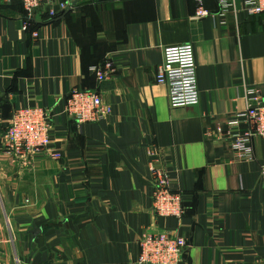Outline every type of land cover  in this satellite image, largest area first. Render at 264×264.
Instances as JSON below:
<instances>
[{
	"label": "crops",
	"instance_id": "0c3cea01",
	"mask_svg": "<svg viewBox=\"0 0 264 264\" xmlns=\"http://www.w3.org/2000/svg\"><path fill=\"white\" fill-rule=\"evenodd\" d=\"M196 18V0H71L65 17L34 14L22 0L0 5V248L4 264H140L147 232L184 237L180 264H264V141L238 161L216 129L264 104V19L243 0ZM195 48L200 104L172 108L156 83L168 46ZM110 60L99 83L91 72ZM96 91L113 108L78 126L64 112L70 93ZM39 106L54 119L51 149L28 160L4 150L14 112ZM243 126V130H247ZM214 135L209 137L208 131ZM151 166L184 195L186 215L153 211Z\"/></svg>",
	"mask_w": 264,
	"mask_h": 264
},
{
	"label": "built area",
	"instance_id": "2783aa9c",
	"mask_svg": "<svg viewBox=\"0 0 264 264\" xmlns=\"http://www.w3.org/2000/svg\"><path fill=\"white\" fill-rule=\"evenodd\" d=\"M3 0H0V5ZM197 1L196 18L202 19L211 15L205 9L203 0ZM236 0H220L223 13L229 11ZM246 12L252 17L264 19V0H243ZM26 17L24 31L32 29L30 18L40 9L49 7V16L56 17L67 12L71 0H22ZM38 38V32H31ZM163 62L157 67L156 83L168 90V100L172 108L193 107L200 104V91L197 78V62L195 48L192 44L168 46L163 50ZM116 71L112 61L93 67L91 72L99 83L108 81ZM254 104L247 107L226 121L225 128L219 126L217 137H226L230 148L238 161L254 160L252 140L258 137L264 141V104L260 96H256ZM65 114L79 127L88 123H99L109 119L113 108L106 103L96 91L75 89L67 98ZM247 126V130H243ZM55 125L52 113L39 106L23 107L14 112L10 125L4 134V150L20 159L28 160L39 153L48 154L53 159L61 156L51 149ZM212 137L214 133L208 131ZM153 211L165 218L181 219L186 215L184 195L176 191L168 175L153 166ZM264 174V166H263ZM188 247L184 237L168 232L151 233L147 231L139 241L140 264H180ZM4 256L0 248V264H4Z\"/></svg>",
	"mask_w": 264,
	"mask_h": 264
},
{
	"label": "trees",
	"instance_id": "16d2710c",
	"mask_svg": "<svg viewBox=\"0 0 264 264\" xmlns=\"http://www.w3.org/2000/svg\"><path fill=\"white\" fill-rule=\"evenodd\" d=\"M24 11V10H23ZM67 13H68V11L67 12H64V13H62V14H59L58 16H56V17H50L49 16V18H48V20L49 21H57V20H60V19H62L63 17H65L66 15H67ZM24 16H25V13H24ZM31 24H32V29L31 30H29V33L31 34V32L34 30V29H36V26L33 24V22H31ZM104 64V63H103ZM95 67H97V66H95ZM95 76V75H94Z\"/></svg>",
	"mask_w": 264,
	"mask_h": 264
},
{
	"label": "rangeland",
	"instance_id": "374dc122",
	"mask_svg": "<svg viewBox=\"0 0 264 264\" xmlns=\"http://www.w3.org/2000/svg\"><path fill=\"white\" fill-rule=\"evenodd\" d=\"M39 154H41V153H39ZM39 154H37V155H39Z\"/></svg>",
	"mask_w": 264,
	"mask_h": 264
}]
</instances>
